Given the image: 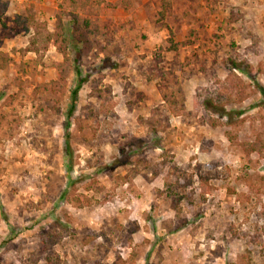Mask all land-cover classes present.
<instances>
[{
    "label": "rangeland",
    "instance_id": "rangeland-1",
    "mask_svg": "<svg viewBox=\"0 0 264 264\" xmlns=\"http://www.w3.org/2000/svg\"><path fill=\"white\" fill-rule=\"evenodd\" d=\"M72 12L91 21L79 61ZM30 17L65 23L67 79ZM258 84L264 0H0V264H264Z\"/></svg>",
    "mask_w": 264,
    "mask_h": 264
},
{
    "label": "trees",
    "instance_id": "trees-1",
    "mask_svg": "<svg viewBox=\"0 0 264 264\" xmlns=\"http://www.w3.org/2000/svg\"><path fill=\"white\" fill-rule=\"evenodd\" d=\"M108 5H112V3H109ZM72 16V23H73V31H74V36L76 41L79 43L80 49L78 50V52L76 53V56L74 58L75 61H79V59L85 55L88 56L90 54V52L93 50L94 48V43L92 41V39H90L89 33L90 32V26H91V21L88 18H84L83 19V25H82V20H81V16L75 12L71 13ZM25 21V20H24ZM24 23H26L27 25L31 26L34 28V32H33V36L31 39V43L33 48L37 51H39L40 49L38 48V45H44V48L47 47V42L52 41L55 45H57L58 50L64 55L65 59L63 62H61L59 64L60 67V76L59 78L61 80L67 79L70 68H71V59L68 56V46L65 43V38H64V34H65V23L60 20L57 24V30L54 33H49L46 32L45 26L38 22V20H35L34 17H30L29 20L25 21ZM47 43V44H46ZM172 47H175V45H173ZM229 62H225L226 64V69L232 71V73L234 74L233 71L237 70L243 73H246L251 79L255 80V76L253 75V67L248 64L247 62H245V60H239L237 59H229ZM248 67H250V70H248ZM149 78L151 80L153 79H157V78H161L164 77L162 75V73L164 72V70L161 67H158L157 64L154 62L151 63L150 68H149ZM77 73L81 74V71L79 70V68L77 69ZM81 82H79V86H77L76 88H74L71 92V107L69 109L68 112V119H70V117L73 115L76 106H77V102L79 99V90L80 87L83 83V81H86V79L84 80H80ZM230 84V89L234 92L237 89L242 88L241 86H243V83L236 81V82H232L229 83V81L226 79V85ZM259 85V84H258ZM260 89L262 91V93L264 94V87L260 86ZM230 90V91H231ZM243 91V90H242ZM219 96H223V93H221ZM208 101V102H207ZM171 103H176L175 101H172ZM205 103V104H204ZM210 104H212V106L216 105V103L213 102V99L210 98L208 100H206V102H203V105H205L206 107ZM211 106V105H210ZM211 106V107H212ZM175 110L174 112L176 113H180L182 112V110L184 108H175L173 107ZM214 112L219 114L220 116H225V115H229V111L226 110L225 107H218L215 106L214 108ZM157 126H162V120L161 119H156L154 120V123ZM212 126H216V122H214L213 124H211ZM69 128H70V121L68 120L65 129H66V135H69ZM154 175H157L154 174ZM192 177H188L187 180L185 182H183V177L181 176L179 179H177V181L175 182V185L177 186H184V187H188L190 184H192ZM177 210V206H175V208Z\"/></svg>",
    "mask_w": 264,
    "mask_h": 264
}]
</instances>
